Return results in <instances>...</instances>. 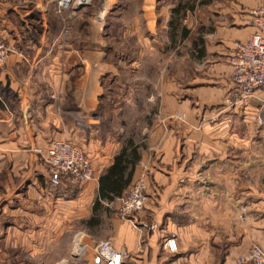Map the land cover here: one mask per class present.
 <instances>
[{
	"label": "crops",
	"instance_id": "1",
	"mask_svg": "<svg viewBox=\"0 0 264 264\" xmlns=\"http://www.w3.org/2000/svg\"><path fill=\"white\" fill-rule=\"evenodd\" d=\"M26 1H0V12H10L0 14V38L15 47L0 66V264L41 244L50 219L63 224L65 199L49 194L42 159L54 140L78 145L92 164L86 219L99 177L122 147H136L139 159L122 194L142 179L143 209L123 218L115 198L100 199L99 224L83 230L122 250V264H235L253 245L264 250V147H236L243 105L229 65L235 42L254 31L250 11L263 0H214L193 14L144 0L136 82H113L109 94L125 95L112 104L102 76L118 78L124 68L107 61L105 41L93 34L95 19L79 11L66 32L64 10ZM260 100L257 92L245 110H256ZM167 238L176 240L175 252L166 249Z\"/></svg>",
	"mask_w": 264,
	"mask_h": 264
},
{
	"label": "rangeland",
	"instance_id": "2",
	"mask_svg": "<svg viewBox=\"0 0 264 264\" xmlns=\"http://www.w3.org/2000/svg\"><path fill=\"white\" fill-rule=\"evenodd\" d=\"M0 1L9 2L11 4H13L14 1L24 2V0ZM36 1L37 0H27L25 3L31 2V4L28 3V5L33 6ZM42 1L57 6L55 0ZM213 1L214 0H150V2L160 3L162 5H183L191 10V14H193L196 9H200L202 5ZM143 2L144 0H91L89 5H79L74 8L62 9L64 11L61 12L65 14L66 24L64 30L66 32L67 30L68 32L69 30L71 31L72 21H70V19H73L79 11L81 12V18L86 19L91 17L92 19H95L96 28L94 29L93 34H96L98 38L102 37L105 41L104 47L110 52L108 53L107 61L114 64L118 63L120 68L121 66L124 68L123 72L118 75V78L110 73L102 76L101 83L106 89L105 91L103 90V96L105 95L104 97L110 100L111 104L113 100L120 99L125 95V91H120V89H116L117 92L111 90L112 93L109 94V88H111L113 82H125L126 84L131 85L136 82V79L133 77L135 76L133 68L136 66L135 55L137 52L136 24L139 17L138 14L140 15L138 8ZM54 10L58 14H61V9L55 7ZM9 13L10 12L7 11L0 12L2 18L8 17ZM46 13L49 14L50 12ZM31 14L36 18L40 15V12L33 9ZM7 21L8 20H6L5 23H8ZM5 43L10 44L8 41H5ZM176 45H179V43ZM182 51H184L183 45L176 49L177 55ZM249 100H251V98L242 99L240 101L244 106ZM110 103L107 109L111 108ZM243 106L241 109V120L239 123H236V147L242 149L243 147L250 148L252 146L264 147V136L262 139L259 138V132H264V124L259 123V116L264 114V106H262V104H257V109H252L250 112L248 109L245 110L246 105L244 108ZM246 131L255 132L257 138L252 139L250 142L248 138L243 137L246 136ZM90 186L91 185L84 184L74 188L57 190L51 189L48 185V192L50 195H60L65 199V219L61 221L63 224L60 225L59 220L57 223L55 218L52 220L50 219V225H52L50 228L51 233L42 236L41 244H37L35 241L36 238L34 239L33 237L34 243H36L34 250L27 252L18 250L16 252L15 262H11V264H86L81 258H77L72 254V246L75 234L83 232L86 228L84 221L86 220L87 213L91 206V198L93 197V192ZM78 196L80 197L76 199ZM73 199H75V201H72ZM57 227L59 229H57ZM61 228L62 230H60ZM93 230H91V232L94 233Z\"/></svg>",
	"mask_w": 264,
	"mask_h": 264
},
{
	"label": "built area",
	"instance_id": "3",
	"mask_svg": "<svg viewBox=\"0 0 264 264\" xmlns=\"http://www.w3.org/2000/svg\"><path fill=\"white\" fill-rule=\"evenodd\" d=\"M59 9L89 5L91 0H55ZM249 23L254 31L244 40L237 41L229 59L233 92L238 100L252 98L261 93V104L264 106V0L250 11ZM15 48L0 38V66L6 64ZM174 118L184 120L185 115L174 113ZM259 123L264 124V114L259 116ZM262 117V119H261ZM48 174V185L51 189H67L84 185L95 179L92 164L78 145L66 140H54L42 155ZM144 182L135 181L129 190L115 200L118 211L123 218H130L141 211L145 203ZM107 205H112L107 203ZM169 252L177 250L174 238L165 240ZM72 254L87 264H122L124 252L115 249L110 240H97L84 232L75 234ZM235 264H264V250L253 245L240 255Z\"/></svg>",
	"mask_w": 264,
	"mask_h": 264
},
{
	"label": "trees",
	"instance_id": "4",
	"mask_svg": "<svg viewBox=\"0 0 264 264\" xmlns=\"http://www.w3.org/2000/svg\"><path fill=\"white\" fill-rule=\"evenodd\" d=\"M128 151V154H126ZM139 159L136 147L127 144L122 147L115 156L113 164L99 177L97 196L93 202L92 216L84 221L87 227H95L99 224V211L102 209L100 199L112 200L122 196V192L131 183L134 166Z\"/></svg>",
	"mask_w": 264,
	"mask_h": 264
},
{
	"label": "water",
	"instance_id": "5",
	"mask_svg": "<svg viewBox=\"0 0 264 264\" xmlns=\"http://www.w3.org/2000/svg\"><path fill=\"white\" fill-rule=\"evenodd\" d=\"M82 6V5H81Z\"/></svg>",
	"mask_w": 264,
	"mask_h": 264
}]
</instances>
